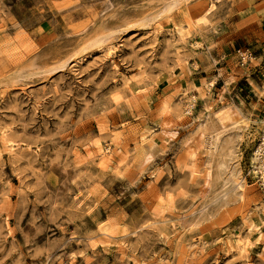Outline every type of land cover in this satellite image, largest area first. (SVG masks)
Segmentation results:
<instances>
[{
  "label": "rangeland",
  "instance_id": "1",
  "mask_svg": "<svg viewBox=\"0 0 264 264\" xmlns=\"http://www.w3.org/2000/svg\"><path fill=\"white\" fill-rule=\"evenodd\" d=\"M221 1L0 0V264H264V52Z\"/></svg>",
  "mask_w": 264,
  "mask_h": 264
},
{
  "label": "crops",
  "instance_id": "2",
  "mask_svg": "<svg viewBox=\"0 0 264 264\" xmlns=\"http://www.w3.org/2000/svg\"><path fill=\"white\" fill-rule=\"evenodd\" d=\"M220 4L227 9V17L236 18L233 23L229 24V27L234 28L235 40L233 42L240 41L242 47L247 48L251 53L252 51L254 53L264 52V0H223ZM231 48L232 45L227 44V46L221 48V50H216V52L219 56L222 54L226 56L230 53ZM216 70L223 81L231 76L234 81L244 79L247 84L253 85L251 78H247L252 73H248L246 68L243 71H234L233 68L227 69L225 67Z\"/></svg>",
  "mask_w": 264,
  "mask_h": 264
},
{
  "label": "bare ground",
  "instance_id": "3",
  "mask_svg": "<svg viewBox=\"0 0 264 264\" xmlns=\"http://www.w3.org/2000/svg\"><path fill=\"white\" fill-rule=\"evenodd\" d=\"M213 5L210 7V9H212ZM208 9V8H207ZM210 9H208L206 12H205V15H203L201 18L198 19L199 22H204L206 21L205 20V16L206 14H208V12L210 11ZM228 108V107H227ZM230 110L229 109H226V108H223L221 110H219L218 112H216L215 114H213L216 122L218 123V125H223L225 122H228L230 120ZM233 112V110H232ZM235 112V110H234ZM237 112V111H236ZM232 115V114H231ZM224 127V126H223ZM214 146H213V150L216 149L217 145H218V142H219V139L218 137L216 136L213 140H212ZM261 154H264V137H262V140H261V143L259 144V146L256 148V150L254 151L253 153V163L256 165V164H259V166H255V169H257V172L260 176V178L262 179V183H264V159H262V157L260 156ZM260 180V179H259ZM238 185V184H237ZM264 185V184H262ZM239 186V185H238ZM262 239V235L257 237L256 241H257V244H258V241H260Z\"/></svg>",
  "mask_w": 264,
  "mask_h": 264
},
{
  "label": "built area",
  "instance_id": "4",
  "mask_svg": "<svg viewBox=\"0 0 264 264\" xmlns=\"http://www.w3.org/2000/svg\"><path fill=\"white\" fill-rule=\"evenodd\" d=\"M235 53L241 68L248 66V64L254 59L252 53L247 49H237ZM260 156L264 159V154H261Z\"/></svg>",
  "mask_w": 264,
  "mask_h": 264
}]
</instances>
